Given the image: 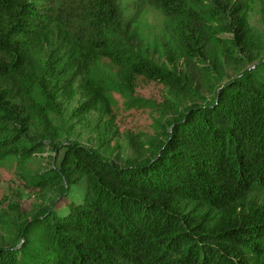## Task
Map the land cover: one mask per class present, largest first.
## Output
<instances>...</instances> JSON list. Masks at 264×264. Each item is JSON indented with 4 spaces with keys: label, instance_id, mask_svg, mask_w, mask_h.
<instances>
[{
    "label": "trees",
    "instance_id": "16d2710c",
    "mask_svg": "<svg viewBox=\"0 0 264 264\" xmlns=\"http://www.w3.org/2000/svg\"><path fill=\"white\" fill-rule=\"evenodd\" d=\"M40 1L0 0V162L37 158L43 141L28 121L43 125L61 205L20 225V243L0 247V264H264V55L204 105L188 106L152 158L120 165L54 136L62 74L70 62L97 68L102 58L147 76L173 72L120 48L118 0H96L84 32L68 29L82 42L76 49L57 43ZM149 1L167 17L208 12L205 0Z\"/></svg>",
    "mask_w": 264,
    "mask_h": 264
},
{
    "label": "rangeland",
    "instance_id": "374dc122",
    "mask_svg": "<svg viewBox=\"0 0 264 264\" xmlns=\"http://www.w3.org/2000/svg\"><path fill=\"white\" fill-rule=\"evenodd\" d=\"M29 1L35 4L39 0ZM40 3L57 43H63V49L68 44L74 49L82 47L79 39L72 43L68 29L84 32L85 14L94 11L96 0ZM205 3L206 14L188 19L167 17L149 0H118L120 48L175 75L147 76L105 58L97 68L70 62L60 82V112L52 114L54 136L106 151L110 160L120 165L152 158L174 120L188 106L204 105L221 85L253 67L264 55V0ZM53 37L47 36L45 44H51ZM0 58L4 59L1 54ZM64 62L61 59L59 66ZM178 81L187 83L189 89L178 87ZM15 101L26 109L23 116L30 118L27 103ZM28 127L29 135L41 139L44 148L26 163L16 158L0 162V247L20 243L16 236L20 225L55 200L61 205L59 185L48 177L54 140L31 118ZM40 178L46 179L47 185L42 187Z\"/></svg>",
    "mask_w": 264,
    "mask_h": 264
}]
</instances>
